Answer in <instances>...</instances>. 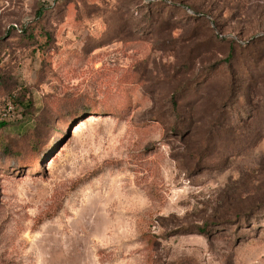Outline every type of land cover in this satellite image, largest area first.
<instances>
[{"label": "rangeland", "instance_id": "obj_1", "mask_svg": "<svg viewBox=\"0 0 264 264\" xmlns=\"http://www.w3.org/2000/svg\"><path fill=\"white\" fill-rule=\"evenodd\" d=\"M0 264H264V0H0Z\"/></svg>", "mask_w": 264, "mask_h": 264}, {"label": "trees", "instance_id": "obj_2", "mask_svg": "<svg viewBox=\"0 0 264 264\" xmlns=\"http://www.w3.org/2000/svg\"><path fill=\"white\" fill-rule=\"evenodd\" d=\"M205 228V227H204ZM201 229V228H200Z\"/></svg>", "mask_w": 264, "mask_h": 264}]
</instances>
